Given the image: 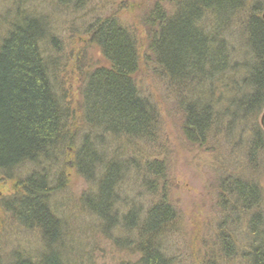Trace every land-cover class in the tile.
<instances>
[{
    "label": "trees",
    "instance_id": "16d2710c",
    "mask_svg": "<svg viewBox=\"0 0 264 264\" xmlns=\"http://www.w3.org/2000/svg\"><path fill=\"white\" fill-rule=\"evenodd\" d=\"M93 1L58 0L57 5L74 13ZM19 3L4 19L8 33L0 39V182L26 167L32 170L17 178L14 195L0 204V233L2 216L8 215L23 229L38 231L44 249L35 260L14 252L8 263L68 264L61 249L64 222L50 202L67 186L64 170L71 165L89 186L84 209L103 223L104 236L111 238L116 231L127 236L115 244L140 257L132 264H180L165 244L177 231V217L167 192L159 190L166 174L155 153L160 117L135 80L141 62L136 36L116 16L98 17L86 26L82 41L74 38L66 67H60L62 42L49 19L24 11ZM262 10L260 3L249 6L248 0H159L142 18L146 63L175 98L186 140L202 145L222 131L224 118L233 120L231 126L245 121L252 131L251 164L264 150L258 122L264 107ZM233 40L241 47L237 53ZM89 50L95 53L93 60ZM50 52L57 57L52 59ZM74 73L80 99L72 104L63 80L71 82ZM108 143L119 145L110 157ZM124 145L142 158L130 169L119 159ZM130 170L142 176L140 186L155 202L146 212L133 208L119 216L118 189ZM226 177L219 186L223 212L250 213L249 249L242 258L264 264L260 189L241 176ZM218 238L230 256L231 242L224 234Z\"/></svg>",
    "mask_w": 264,
    "mask_h": 264
},
{
    "label": "rangeland",
    "instance_id": "374dc122",
    "mask_svg": "<svg viewBox=\"0 0 264 264\" xmlns=\"http://www.w3.org/2000/svg\"><path fill=\"white\" fill-rule=\"evenodd\" d=\"M156 1L159 0H96L87 4L85 9L73 13L72 8L59 7L58 0H24L21 3L19 0L18 2L0 0V39L8 33V25L4 19L16 10L15 3H19L21 9L26 12L49 19L54 35L62 42L64 54L61 58L58 56V62L62 64L60 67L67 63L65 56L69 55L74 40L82 41L86 26L98 17L116 16L129 29L131 28L140 47L141 59L140 70L135 80L141 96L151 102L160 117V137L155 145L157 149L155 153L158 155L157 160L165 163L166 174L162 181H159V190L167 192L168 201L172 204L177 217L174 222L177 231L168 242H165L171 246L169 254L180 264H248L242 255L249 249L250 213L248 215L241 213L240 216L230 213V210L224 213L220 203L222 192L219 186L228 175L241 176L244 181L253 183L260 189L258 210H263L261 212L264 216V150L258 154L255 163L249 162L247 150L252 131L244 126L245 121L242 120H237L231 126L230 122L233 120L224 118L222 131L208 136L202 145L190 144L186 140L182 131L183 117L175 98L168 92L165 82L152 75L151 67L146 63V28L142 24V18ZM255 3H260L263 14L264 0H248L249 6ZM232 43L237 46L234 52L241 50L235 40ZM49 55L52 59L57 57L52 52ZM87 55H90L92 60L95 57L91 50ZM97 60L100 61L99 58ZM71 77H73L71 82L63 81L66 82L65 87L68 91L67 102L75 104L80 99L77 93L79 83L75 73ZM62 78L64 79V75ZM263 113L264 107L258 118L259 124ZM118 146L108 143L109 157L114 149L119 148ZM120 147L123 148V155L119 159L125 162L127 169H130L128 167H131V163L136 159L141 161L142 158L134 157L125 145ZM138 147L147 152L145 147L139 145ZM70 166L64 170L67 186L50 202L57 217L64 222L66 232L61 249L67 252L64 255L67 263L137 262L140 257L133 250L125 249L123 245H120L121 249L115 244L116 240L126 239L127 236L120 231L113 232L111 238L104 236L102 234L104 226L100 225L103 223H99L96 217L84 209L83 197L90 194L89 186ZM31 170L32 167H26L18 171L12 180L4 179L0 182V204L14 195L17 178L23 179ZM122 181L118 189V200L121 205L116 206L117 214L127 215L133 208L146 212L155 201L153 195L141 188L142 176H136L130 170L126 172ZM2 217L5 221L0 233V264H9V257L14 252L24 253L34 260L39 258L44 249L39 232L23 229L8 218V215ZM220 234H224L231 242L233 251L230 256L225 252L226 256L221 250L222 243L218 238Z\"/></svg>",
    "mask_w": 264,
    "mask_h": 264
},
{
    "label": "water",
    "instance_id": "95a60500",
    "mask_svg": "<svg viewBox=\"0 0 264 264\" xmlns=\"http://www.w3.org/2000/svg\"><path fill=\"white\" fill-rule=\"evenodd\" d=\"M262 19L264 20V13L262 14ZM261 124H262V127H263V129H264V113H263V115L261 116Z\"/></svg>",
    "mask_w": 264,
    "mask_h": 264
}]
</instances>
